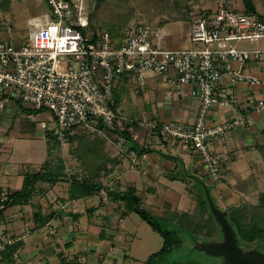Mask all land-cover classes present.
<instances>
[{
    "label": "crops",
    "instance_id": "0c3cea01",
    "mask_svg": "<svg viewBox=\"0 0 264 264\" xmlns=\"http://www.w3.org/2000/svg\"><path fill=\"white\" fill-rule=\"evenodd\" d=\"M21 1L25 0H0V40L15 45L26 39L12 25L17 18L14 11L23 5ZM28 12L31 30L36 22L50 17V11L42 6L38 9L27 6L22 13ZM6 21L10 29L3 25ZM160 31L166 46L177 47L174 45L184 43L186 38L189 41L190 32L185 36L184 32L173 34L165 28ZM239 45L264 48V39ZM232 65L240 67L236 61ZM242 67L246 73L264 81V59L249 61ZM174 77L171 72L168 77L150 78L145 89L137 84L133 88L130 83L136 81L132 77L127 76V81L118 79L122 106H117L116 91V108L130 119L156 117L192 122L197 115L198 101L190 95V86L172 85ZM217 92L227 96V103L210 111L208 123L240 121L211 141L212 150L228 155L220 178L226 181L221 184L214 181L202 154L185 148L180 141L159 143L156 136H144L141 132L135 137L124 131L107 132L106 158L113 154L120 162L117 171L106 176L108 179H93L102 183L101 191L73 198L69 192L72 178L66 174L54 183L39 180L28 203L5 208L0 204V264H147L166 240L129 207L127 199L122 198L126 192L134 190L140 198V207L168 224L177 216L174 213L187 214L194 207V198L205 201L199 196L207 183L213 197L219 185H227L224 192L235 197L238 193H247L251 185L262 183L264 111L251 108L249 99H264V83L234 82L224 76ZM54 125L49 110L36 109L18 99L0 108V196L21 190L25 176L43 171L48 160L57 162L58 146L50 148ZM116 136L121 141L125 139L119 148ZM244 186L248 191L241 188ZM39 208L44 217L40 224L34 218ZM16 243H20L19 247L9 254L7 248H13Z\"/></svg>",
    "mask_w": 264,
    "mask_h": 264
},
{
    "label": "built area",
    "instance_id": "2783aa9c",
    "mask_svg": "<svg viewBox=\"0 0 264 264\" xmlns=\"http://www.w3.org/2000/svg\"><path fill=\"white\" fill-rule=\"evenodd\" d=\"M50 17L36 22L19 45L0 40V108L21 100L36 109L45 108L55 122L51 134L68 148L73 133L139 132L156 136L159 143L180 141L202 154L214 181L222 177L228 155L211 149V141L230 131L240 121L208 123L210 111L227 103L217 92L219 81L262 84L243 67L264 59V48L240 46V42L264 39V19L235 0H218L193 17L190 46L163 44L160 27L136 24L116 39L109 30L88 31L85 0H44ZM3 25L11 28L9 22ZM240 64L234 68L232 62ZM172 85L190 86L198 101L192 122L156 117L130 119L113 105L120 75L135 79L145 89L150 78L168 77ZM249 105L264 111V99L250 98ZM85 129V130H84ZM2 200L8 197L6 194Z\"/></svg>",
    "mask_w": 264,
    "mask_h": 264
},
{
    "label": "rangeland",
    "instance_id": "374dc122",
    "mask_svg": "<svg viewBox=\"0 0 264 264\" xmlns=\"http://www.w3.org/2000/svg\"><path fill=\"white\" fill-rule=\"evenodd\" d=\"M217 1L85 0L89 20L88 31L97 33L102 30H109L116 39H121L123 34L133 25L144 23L165 28L173 34L184 32L185 36H187L196 13L212 8ZM235 1L243 7L245 6V0ZM21 3L23 4L22 7L14 11L17 14V18L12 25L20 36L27 38L31 30L27 17L31 13L28 12L27 15H24L22 12L25 8L33 6L38 9L42 6L47 11H50V8L44 0H29L28 4L25 0L21 1ZM250 4L255 8V13L264 17V0H250ZM246 11L253 12L247 8ZM1 41L7 44L10 43L4 39ZM191 44V41L186 38L184 43L174 46L181 48ZM246 45L248 44L246 43ZM126 77V75H120L119 79L127 81L128 78ZM130 84L133 88L137 86L134 81H131ZM116 91L118 96L117 106H122L119 87H116ZM136 93L138 96L140 95L139 98L142 97L140 93ZM116 137L117 146L124 144L125 139L121 141L119 136ZM70 139L71 143L68 148L58 145V150L55 152L57 162L58 159L64 161L67 176L73 178L93 175L96 179H108L106 178L107 175L114 172V170L117 171L119 159L117 157L113 158V154L108 159L106 158L104 145L107 140L105 133L84 131L71 135ZM110 161L111 166H108ZM223 181L226 180L221 179L218 182L221 184L220 182ZM200 187L204 186L200 185ZM241 188H244L245 192L248 191L245 186ZM226 189H228L227 185H219L218 189H216L217 194L213 197L207 183L200 192L203 196H199L200 199H205V201L199 202L194 198V207L189 209L187 214L178 215V212L174 213L177 216L172 219L173 223H161L164 228L171 232L170 237L174 245L172 252L165 257L167 262L197 261L201 264H228L229 260L226 255H221L208 249L211 244L222 245L226 243L224 225H222L223 220L217 215V213L223 212L228 221L229 219L231 220L232 229L239 240L238 245L242 249L243 255L252 264H257L258 258L264 255V181L251 185L247 193H238L235 197L226 195L229 194L224 192ZM4 194L8 195L6 192ZM3 197L5 195L2 194L0 199L2 200ZM251 236L253 238L248 239Z\"/></svg>",
    "mask_w": 264,
    "mask_h": 264
},
{
    "label": "trees",
    "instance_id": "16d2710c",
    "mask_svg": "<svg viewBox=\"0 0 264 264\" xmlns=\"http://www.w3.org/2000/svg\"><path fill=\"white\" fill-rule=\"evenodd\" d=\"M245 6L250 11L255 10L253 5L250 4V0H245ZM261 18L264 19L263 16ZM116 108V102L113 105ZM51 145L50 148L53 149L56 146L60 145V142L51 135ZM66 167L64 164V161L62 159H58V162L52 163L50 160H48L44 165V170L36 173H28L25 176L24 185L21 190L13 193H9L7 195L6 200H0V204L3 205L5 208L6 206L17 204V203H28L30 202V199L32 198L33 191L35 189V185L39 180H46L51 183H54L58 179L66 176L67 172L65 171ZM95 179L93 175H84L82 177L76 176L73 177L70 183V196L73 198H80L84 196H88L91 194H94L96 192L101 191L103 188V185L101 182H95ZM122 198L127 199L129 207L132 210H135L138 212L144 219H146L155 230L160 232L164 238L165 243L163 247L152 254L147 261V264H201L197 261H168L165 257H167L173 250V243L172 238L170 237V231L167 228H164L161 223L162 220L145 209L140 207V198L134 194V190H130L126 192L124 195H122ZM213 201V200H212ZM34 218L36 223H43L44 217L42 216V210L39 208L34 212ZM229 223L231 225V220L229 219ZM232 227V226H231ZM235 232V231H234ZM253 235V234H252ZM236 236V233H235ZM253 237H248V239H252ZM237 243H239V240L237 239ZM20 243L14 244L13 248H7L9 249V254H12L14 250H16L19 247Z\"/></svg>",
    "mask_w": 264,
    "mask_h": 264
},
{
    "label": "water",
    "instance_id": "95a60500",
    "mask_svg": "<svg viewBox=\"0 0 264 264\" xmlns=\"http://www.w3.org/2000/svg\"><path fill=\"white\" fill-rule=\"evenodd\" d=\"M212 201V200H211ZM222 220L224 225V232L226 236V243L222 245L211 244L208 249L211 251H216V253L221 255H226L228 257V264H252L244 255L242 249L237 243V238L235 232L232 229L225 213H217ZM257 264H264V255L260 256L257 260Z\"/></svg>",
    "mask_w": 264,
    "mask_h": 264
}]
</instances>
